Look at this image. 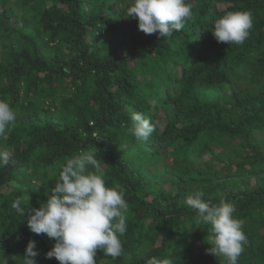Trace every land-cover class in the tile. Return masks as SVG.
<instances>
[{
  "label": "trees",
  "instance_id": "16d2710c",
  "mask_svg": "<svg viewBox=\"0 0 264 264\" xmlns=\"http://www.w3.org/2000/svg\"><path fill=\"white\" fill-rule=\"evenodd\" d=\"M188 2L191 19L165 39L125 17L131 0H0V99L17 116L0 140L16 162L0 168V264H24L30 240L36 264H59L28 211L88 151L128 204L122 254L98 249L96 264H226L186 203L196 190L235 204L238 264H264V0ZM238 10L253 14L249 37L218 43L213 21ZM133 112L154 127L147 141L129 131Z\"/></svg>",
  "mask_w": 264,
  "mask_h": 264
},
{
  "label": "clouds",
  "instance_id": "9594fccd",
  "mask_svg": "<svg viewBox=\"0 0 264 264\" xmlns=\"http://www.w3.org/2000/svg\"><path fill=\"white\" fill-rule=\"evenodd\" d=\"M192 6L188 0H131L126 18H135L137 27L145 34H157L165 39L181 31L191 19ZM253 14L249 10L229 11L213 21L211 29L215 40L242 45L250 35ZM16 112L8 102L0 99V140L7 138ZM129 131L138 139L147 141L154 132L150 120L141 112L131 115ZM96 141L100 140L99 134ZM15 164L8 151H0V168ZM51 195L39 208H32L27 218L31 232L45 234L55 243L45 253L59 264H96L97 250L113 258L123 252L122 237L127 230L125 212L128 204L122 188L106 184L105 171L97 154L79 152L68 158L59 170ZM194 209L197 221L209 225L207 243L209 253L222 256L226 264H238L248 239L243 222L234 216L235 204L227 199L212 203L204 199V192L196 190L186 197ZM21 201L13 202L19 208ZM36 242L30 240L25 248L24 264H36ZM146 264H174L171 257H151Z\"/></svg>",
  "mask_w": 264,
  "mask_h": 264
}]
</instances>
